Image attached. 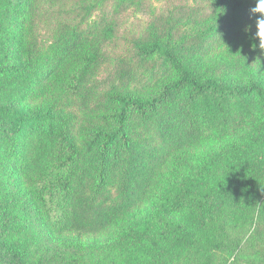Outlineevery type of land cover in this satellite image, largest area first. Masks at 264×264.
Listing matches in <instances>:
<instances>
[{"label": "trees", "instance_id": "1", "mask_svg": "<svg viewBox=\"0 0 264 264\" xmlns=\"http://www.w3.org/2000/svg\"><path fill=\"white\" fill-rule=\"evenodd\" d=\"M150 1L0 0L20 49L0 76L21 82L0 104L7 256L27 230L100 253L157 246L160 219L180 211L192 229L168 242L181 249L216 216L223 229L264 224V151L244 154L264 133L255 0H161L142 32L121 33L124 14ZM224 44L239 52L213 58ZM240 243L229 249L235 263L248 257Z\"/></svg>", "mask_w": 264, "mask_h": 264}, {"label": "rangeland", "instance_id": "2", "mask_svg": "<svg viewBox=\"0 0 264 264\" xmlns=\"http://www.w3.org/2000/svg\"><path fill=\"white\" fill-rule=\"evenodd\" d=\"M93 1L98 2L99 0ZM175 1L179 2V0ZM150 2V8L124 14L121 28H119L121 33L130 30L143 31L151 10L153 8L160 10L162 7L161 0ZM238 52L237 45L224 44L213 58L227 57L229 54ZM19 61L20 49L16 46L14 22L12 21L9 25L4 9L0 13V68L18 65ZM155 63L156 70L164 65L162 60H157ZM2 80L5 79L0 76V104L16 100L21 82ZM143 83L145 84V81L140 75L136 79L137 91H145ZM261 151H264V133L259 143L244 154L260 153ZM231 157L245 158L239 154H233ZM7 183L5 175L0 172V195L8 197L13 195V190L6 187ZM220 218L221 216H216L213 219L205 234L196 232L197 243L195 246L183 249L177 247L175 242H168V239L178 238L182 229L191 231L192 225L187 211L176 212L160 219L158 229L162 233L161 241L165 242L159 241L157 246L136 242L100 253L76 250L60 239L47 240L42 238L41 234L27 230L22 237H17L10 242L13 249L12 256H7L3 251H0V264H162L164 260L156 249L158 246L161 247L168 264H220V257L227 261L226 264H264V238L260 236V234H264V224L252 222L246 227L238 228L234 226L235 224L228 222L226 228L223 229ZM200 236L201 238L204 236L203 241H200ZM237 241L241 242L240 251L248 256L246 259L244 258L245 262L243 259L240 263L233 261L239 250L232 253L229 249L234 248V244L231 243ZM102 243L104 244V242ZM212 245L222 246L224 250L212 249Z\"/></svg>", "mask_w": 264, "mask_h": 264}, {"label": "clouds", "instance_id": "3", "mask_svg": "<svg viewBox=\"0 0 264 264\" xmlns=\"http://www.w3.org/2000/svg\"><path fill=\"white\" fill-rule=\"evenodd\" d=\"M250 13L256 17L254 39L258 40L259 48L264 51V0H255V7L250 9Z\"/></svg>", "mask_w": 264, "mask_h": 264}]
</instances>
